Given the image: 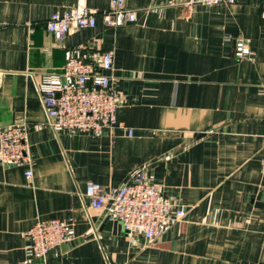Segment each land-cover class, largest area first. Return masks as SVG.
Masks as SVG:
<instances>
[{
    "label": "crops",
    "instance_id": "obj_1",
    "mask_svg": "<svg viewBox=\"0 0 264 264\" xmlns=\"http://www.w3.org/2000/svg\"><path fill=\"white\" fill-rule=\"evenodd\" d=\"M79 3L96 11V25L56 39L46 20ZM108 6L0 0V127L26 122L33 173L0 165V264L39 261L25 252L26 232L44 218L69 222L74 239L40 264H264V0L190 9L126 0L136 19L119 27L103 25ZM239 35L250 48L241 59L227 39ZM105 51L124 127L55 131L35 81L73 54ZM141 169L185 210L150 242L103 225L109 209L85 195L88 182L115 186Z\"/></svg>",
    "mask_w": 264,
    "mask_h": 264
},
{
    "label": "built area",
    "instance_id": "obj_2",
    "mask_svg": "<svg viewBox=\"0 0 264 264\" xmlns=\"http://www.w3.org/2000/svg\"><path fill=\"white\" fill-rule=\"evenodd\" d=\"M82 1V0H80ZM185 5L210 7L231 4L236 0H171ZM104 26L119 27L136 19L135 10L126 6V0H109L102 10ZM97 13L77 4L63 12H53L45 22L46 30L56 39H62L72 29L94 27ZM227 39L233 43L236 58H245L250 48L241 35ZM113 66L109 51L98 57L87 58L78 54L70 56L59 71L44 73L35 81L46 114V124L55 131L83 132L91 135L110 134L117 127H124L117 118L120 97L107 73ZM131 134L132 130L128 129ZM29 127L17 122L0 127V165L25 166L27 180L32 177ZM264 172V153L260 160ZM85 195L95 209L108 208L111 218L119 221L129 236L140 235L150 242L158 238L166 227L180 222L185 210L162 196L159 184L153 182L144 169L119 185H102L88 182ZM27 256L45 258L52 250L68 244L74 238L69 222L58 218L36 220L26 232Z\"/></svg>",
    "mask_w": 264,
    "mask_h": 264
},
{
    "label": "water",
    "instance_id": "obj_3",
    "mask_svg": "<svg viewBox=\"0 0 264 264\" xmlns=\"http://www.w3.org/2000/svg\"><path fill=\"white\" fill-rule=\"evenodd\" d=\"M113 225V226H115V224L116 225H118V228H120L121 227V224H119L118 223V221H114V220H112L109 216H107L105 219H104V222H103V225ZM40 260L42 261V258H40L39 259V261H36V262H34V263H31V264H40Z\"/></svg>",
    "mask_w": 264,
    "mask_h": 264
}]
</instances>
